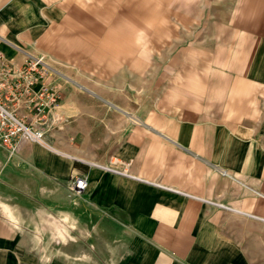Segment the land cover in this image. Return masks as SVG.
Returning a JSON list of instances; mask_svg holds the SVG:
<instances>
[{
  "label": "crops",
  "instance_id": "1",
  "mask_svg": "<svg viewBox=\"0 0 264 264\" xmlns=\"http://www.w3.org/2000/svg\"><path fill=\"white\" fill-rule=\"evenodd\" d=\"M56 1L0 0V51L56 57L48 33L60 8L74 26V0ZM178 8L195 26L178 47L146 49L163 58L147 61L145 96L84 90L52 70L62 99L47 144L11 158L0 145V264H264V0ZM68 33L61 55L84 56ZM115 160L132 176L104 169Z\"/></svg>",
  "mask_w": 264,
  "mask_h": 264
},
{
  "label": "rangeland",
  "instance_id": "2",
  "mask_svg": "<svg viewBox=\"0 0 264 264\" xmlns=\"http://www.w3.org/2000/svg\"><path fill=\"white\" fill-rule=\"evenodd\" d=\"M61 1L57 0L54 4L60 5ZM68 1L73 0H64L62 3L66 5ZM179 10L178 0H74V12L69 14L73 17L74 26L67 28V10L64 11V8H60L62 14L52 23L47 47L57 56L46 54L47 61L55 69L54 74L57 72L56 77L69 80V74L73 75L81 89L85 90L83 85L89 84L96 89L107 90L112 96L122 91L123 98L128 101L129 96L133 99L145 96L147 61L154 58L157 67L163 58L147 56L146 49L178 47L184 41L174 39V36L192 30L195 26L194 23L189 25L178 21ZM207 13L204 10L203 21L207 19ZM68 31L70 35L74 34L71 51H85L84 56L72 55L68 60L61 55L70 45L66 38ZM131 60L139 62L134 72L131 71ZM115 83L126 87L120 90L114 86ZM130 83L134 85L132 92L129 90ZM97 101L102 105L104 103L99 98ZM133 102L139 107L146 106L145 100ZM51 128L47 127L46 133ZM15 193L18 195L17 191Z\"/></svg>",
  "mask_w": 264,
  "mask_h": 264
},
{
  "label": "built area",
  "instance_id": "3",
  "mask_svg": "<svg viewBox=\"0 0 264 264\" xmlns=\"http://www.w3.org/2000/svg\"><path fill=\"white\" fill-rule=\"evenodd\" d=\"M52 70L43 55L30 54L19 62L0 51V145L10 158L21 143L47 144L46 128L54 126V113L62 99L61 88L51 77ZM118 164V160L112 161L104 169L132 176L127 167L121 168ZM87 187V176L72 177L71 188L76 193H84Z\"/></svg>",
  "mask_w": 264,
  "mask_h": 264
},
{
  "label": "water",
  "instance_id": "4",
  "mask_svg": "<svg viewBox=\"0 0 264 264\" xmlns=\"http://www.w3.org/2000/svg\"><path fill=\"white\" fill-rule=\"evenodd\" d=\"M108 103H109L110 105H112L113 107L117 108L118 110H120V111H122V112H124V113L128 114V112H127V111H125V110H123L122 108H120V107L116 106L115 104H112V103H110V102H108Z\"/></svg>",
  "mask_w": 264,
  "mask_h": 264
}]
</instances>
